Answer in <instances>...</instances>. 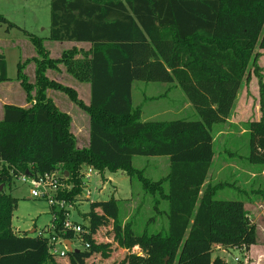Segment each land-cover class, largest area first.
<instances>
[{
  "label": "trees",
  "instance_id": "trees-1",
  "mask_svg": "<svg viewBox=\"0 0 264 264\" xmlns=\"http://www.w3.org/2000/svg\"><path fill=\"white\" fill-rule=\"evenodd\" d=\"M0 22L15 27L4 18ZM24 33L37 55L29 60L35 64V81L28 83L24 74L27 62L18 63L16 79L32 106H3L0 158L22 173L43 175L62 166L63 183L71 188L58 198L71 206L84 189L86 168L123 172L157 197L154 210L167 220L162 232L135 235L130 222H119L116 201L94 203L90 232L83 235L89 249L68 253L70 264H85L96 253L108 257L109 245L93 237L109 221L118 247L141 251L128 253L120 264H226L213 258L214 246L248 252L257 244L244 202L215 200L228 185L206 181L214 157L213 128L231 118L239 90L250 80L247 67L256 64V50H264V0H50L49 40L90 46L85 52L70 48L55 59L41 39ZM62 67L74 80L89 84L88 105L73 89L49 79L48 71L58 73ZM7 81L0 56V84ZM134 82L176 85L199 120L142 121L141 108L132 102ZM259 87L262 96L261 81ZM48 90L65 94L87 114L86 148H76L70 117L56 108ZM245 131L248 161L264 171V117L245 124ZM138 156L166 157L168 175L157 182L147 179L132 165ZM4 178L11 190L6 171ZM261 196L264 200V190ZM16 202L9 192L0 194V264L52 263L46 239L11 230ZM161 202L168 204L167 211L158 210ZM64 213L57 212L55 234ZM62 236L74 238L72 233Z\"/></svg>",
  "mask_w": 264,
  "mask_h": 264
},
{
  "label": "rangeland",
  "instance_id": "rangeland-1",
  "mask_svg": "<svg viewBox=\"0 0 264 264\" xmlns=\"http://www.w3.org/2000/svg\"><path fill=\"white\" fill-rule=\"evenodd\" d=\"M0 18H4L15 27L9 28L7 24L0 22V56L4 58L8 81L0 84V120L3 115L4 105H13L28 109L32 103L26 101V94L20 86L17 77L18 63L27 62L24 74L30 84L35 81V64L29 60L36 58V51L30 43V39L24 32L31 34L43 41L45 48L51 50L50 58L60 57V53L69 50L71 43L52 42L49 40L50 27V0H0ZM74 48V47H71ZM81 48V46H80ZM77 49V48H76ZM80 51L85 52L86 46ZM47 51V50H46ZM258 60L254 66L249 64L247 70L250 80L243 82L233 108L230 123L217 125L213 128L214 138L213 150L214 160L209 170L207 181L227 184V187L219 189L214 198L219 201H248L253 200L258 204H250L247 210L251 221L254 222L257 244H264V200L261 190H264L263 168L260 165L249 163V138L245 131V124L259 121L264 117V92L260 93L259 82L264 84V50L257 49ZM52 72V71H51ZM48 73L50 79L67 86L75 85L77 82L66 74L65 69L60 68L57 73ZM69 84V85H68ZM160 84L145 82H134L131 93L135 107L143 105V120L151 113L172 107L176 100H172V92L169 93L167 85L162 90ZM182 92L181 89H178ZM34 96V92L31 93ZM82 95V94H81ZM83 96V95H82ZM48 98L52 100L56 108L67 113L70 117V132L76 141V148L81 150L88 145L89 118L74 102L60 92L49 91ZM154 101L148 102L149 99ZM82 104L85 101L79 99ZM192 108V107H191ZM152 121H196L199 116L192 109L182 115L168 114L161 117L148 119ZM222 128L221 132L217 129ZM219 133V134H217ZM132 165L142 170L144 176L157 182L165 178L169 173V161L166 157H134ZM262 170V171H261ZM62 172V166L59 167ZM217 173V175L215 174ZM214 175V176H213ZM244 181L248 182L244 185ZM13 198L17 199L16 206L12 211L11 230L18 236L26 234L35 237V233L47 229L51 225L52 216L48 204L42 200L30 199L28 188L19 186L11 190L6 189ZM89 193V195L87 194ZM146 194L136 178H129L123 172L109 173L92 171L88 180H84V189L76 199L74 205L68 210L70 220L81 225L84 231L90 232L91 205L94 203H107L116 201L118 209V220L122 223L130 222L135 235L154 234L162 232L167 228V220L164 215H157L155 199ZM250 206H253L251 208ZM168 204L161 202L158 205L160 212L167 211ZM101 215L98 209L95 211ZM98 244H108V257L101 253L93 254L85 261V264H120L128 253L141 254L139 248L135 247L130 252L117 246L114 241L113 222L97 229L93 237ZM255 246V245H254ZM74 249V250H73ZM73 251H85L83 243L73 241ZM62 251V247H57ZM213 258L219 256L226 264H257V253L252 254L239 249L224 250L220 246H214ZM238 259V262L234 260ZM47 264H70L69 256L56 257L52 263Z\"/></svg>",
  "mask_w": 264,
  "mask_h": 264
},
{
  "label": "built area",
  "instance_id": "built-area-1",
  "mask_svg": "<svg viewBox=\"0 0 264 264\" xmlns=\"http://www.w3.org/2000/svg\"><path fill=\"white\" fill-rule=\"evenodd\" d=\"M5 171L10 180L9 182H7L8 186L12 188L18 187V185L27 187L30 199L42 200L48 204L51 211L52 223L50 227L44 229L43 231H34V238L46 239L48 253L53 258L65 257L66 254L69 253L66 244L69 243L71 249H73V241H79L83 243L85 250L89 249V244L83 240V235H87L88 233L83 230L81 225L70 220V213L68 210L72 206L69 205L64 199L58 198V194L60 192L64 191L65 189L70 190L71 188L69 186H65V184L63 183V180H66L67 178L62 174V172L59 173L57 170L54 172L45 173L43 175L32 174L29 173V171L22 173L10 168L7 163L0 158V187L2 186L1 193L6 190L5 184L2 183V180L5 179ZM91 173L92 169L86 168L84 171V180H88V176ZM87 194L89 195V193ZM64 210V222L59 233L55 234L56 227L54 221L57 218V212ZM65 233H72L74 235V238L72 240L63 238L62 235H64ZM59 246L63 249L60 252L57 250V247ZM234 261L239 262L238 259H235Z\"/></svg>",
  "mask_w": 264,
  "mask_h": 264
},
{
  "label": "crops",
  "instance_id": "crops-1",
  "mask_svg": "<svg viewBox=\"0 0 264 264\" xmlns=\"http://www.w3.org/2000/svg\"><path fill=\"white\" fill-rule=\"evenodd\" d=\"M80 46H81V48H80ZM85 46H86L87 49L90 48V46L88 44H85V43H71L69 45V48L76 47L77 49H81L82 50ZM45 49L47 50V52H49L51 54L52 51L49 50V48H45ZM50 54H49V56H50ZM55 58H57V56ZM48 73H54L55 74V72H51V71H48ZM48 73H47V76H48ZM56 75H58V74L56 73ZM48 77H50V76H48ZM51 80H54V79H51ZM54 81H56V80H54ZM74 81L77 82V84L71 85V87L70 86H68V87H70L71 89H73L77 93L78 99H80L82 97L84 99L82 101H85L86 102L85 105H88L89 104V100H90V86H89V84L81 83V82H78L76 80H74ZM152 84H157V83H152ZM158 84L161 85V86H158V87H161L162 90L166 89V87H168L167 85H171L168 88V90H169V93L172 92V100H176V104L171 105L172 107H170V106L166 107L165 108V109H167L166 111H164V109H163V110H160V112L156 111L154 114L151 113V115H148L142 121H145V122L146 121H152V120H148V119H152L153 117H155V118L156 117H161V116H165V115H168V114H174V115H179L180 116V115L184 114L186 111H190V112L192 111L191 104L186 100V97L183 94V92H179V90H178L179 88L176 85H174V84H162V83H158ZM62 85H65V84H62ZM65 86H67V85H65ZM49 91H52V90H48L47 91V95H48ZM54 92H56V91H54ZM131 97H132V93H131ZM154 100H155V98H151V99H149L148 102H152ZM132 102H133V99H132ZM138 107H141V106H138ZM142 108H143V105H142ZM142 108H141V111H142L141 117L143 118V115H144L145 112H143ZM230 120L231 119H229L227 121V123H230ZM226 124H223L222 126H224ZM216 131L217 132H221L222 128L217 129ZM217 134H219V133H217ZM213 142H214V138H213ZM214 158L215 157H213V160H214ZM213 160H212V162H213ZM215 174L217 175V173H215ZM262 175H264V171H262ZM208 176H209V174H208ZM215 178H216V176L214 177L213 180H215ZM207 180H208V178H207ZM213 180L211 181V183H213L215 185L216 184H220V183L213 182ZM207 182H210V181H206V183ZM247 183L248 182L244 181V185L247 184ZM250 204L252 205V204H258V203L253 202V200L244 201V207H245V210L247 212H248L247 207H249ZM250 207L253 208V206H250ZM249 218L251 220L250 214H249ZM252 223H254V222H252ZM248 252L249 253L252 252V254H254V253L256 254L257 253V257H258V263L257 264H264V244L262 246L261 245H259V246L258 245L251 246L249 248Z\"/></svg>",
  "mask_w": 264,
  "mask_h": 264
},
{
  "label": "water",
  "instance_id": "water-1",
  "mask_svg": "<svg viewBox=\"0 0 264 264\" xmlns=\"http://www.w3.org/2000/svg\"><path fill=\"white\" fill-rule=\"evenodd\" d=\"M26 174H28V173H26ZM1 191H2V186L0 187V193H1ZM66 245H67V250H68V252H69V253H70V252H73V250L71 249L70 244L67 243Z\"/></svg>",
  "mask_w": 264,
  "mask_h": 264
}]
</instances>
